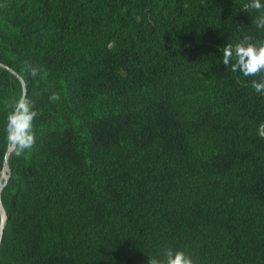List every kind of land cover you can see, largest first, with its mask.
Returning a JSON list of instances; mask_svg holds the SVG:
<instances>
[{
  "label": "trees",
  "instance_id": "16d2710c",
  "mask_svg": "<svg viewBox=\"0 0 264 264\" xmlns=\"http://www.w3.org/2000/svg\"><path fill=\"white\" fill-rule=\"evenodd\" d=\"M245 2L0 0V264H147L165 247L264 264V95L221 63L264 39ZM24 92L35 144L17 157L6 105Z\"/></svg>",
  "mask_w": 264,
  "mask_h": 264
},
{
  "label": "clouds",
  "instance_id": "9594fccd",
  "mask_svg": "<svg viewBox=\"0 0 264 264\" xmlns=\"http://www.w3.org/2000/svg\"><path fill=\"white\" fill-rule=\"evenodd\" d=\"M242 10L257 13L255 26L264 31V0H246ZM221 63L225 67H230L232 72H239L244 77H259V80L251 81V87L257 94L264 95V39L254 40L253 36L245 35L235 45L228 43L222 49ZM30 71L33 77L40 73V69L36 67H32ZM49 100L59 101V93L53 92ZM6 107L10 109L6 117L7 142L13 147L14 154L19 157L31 150L35 144L33 121L38 116V112L33 101L23 95ZM147 264H196V261L183 250L165 247L161 249L158 257L148 258Z\"/></svg>",
  "mask_w": 264,
  "mask_h": 264
},
{
  "label": "water",
  "instance_id": "95a60500",
  "mask_svg": "<svg viewBox=\"0 0 264 264\" xmlns=\"http://www.w3.org/2000/svg\"><path fill=\"white\" fill-rule=\"evenodd\" d=\"M23 96H26V93L24 92L23 93ZM13 147H11L10 149L12 150ZM6 172H9V170L7 169V166H5L4 168V173H3V178H4V182L3 184L1 185V187L5 184L6 180L8 179V175L6 174ZM5 174V175H4ZM0 209H1V203H0ZM1 213H2V221L0 223V243H1V240H2V237H3V229H4V225H5V221H6V217H5V214L3 213L2 209H1Z\"/></svg>",
  "mask_w": 264,
  "mask_h": 264
},
{
  "label": "rangeland",
  "instance_id": "374dc122",
  "mask_svg": "<svg viewBox=\"0 0 264 264\" xmlns=\"http://www.w3.org/2000/svg\"><path fill=\"white\" fill-rule=\"evenodd\" d=\"M6 174H7V172H6ZM2 179L4 180L3 175H2Z\"/></svg>",
  "mask_w": 264,
  "mask_h": 264
},
{
  "label": "bare ground",
  "instance_id": "6f19581e",
  "mask_svg": "<svg viewBox=\"0 0 264 264\" xmlns=\"http://www.w3.org/2000/svg\"><path fill=\"white\" fill-rule=\"evenodd\" d=\"M5 175V174H4Z\"/></svg>",
  "mask_w": 264,
  "mask_h": 264
}]
</instances>
